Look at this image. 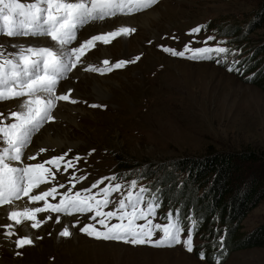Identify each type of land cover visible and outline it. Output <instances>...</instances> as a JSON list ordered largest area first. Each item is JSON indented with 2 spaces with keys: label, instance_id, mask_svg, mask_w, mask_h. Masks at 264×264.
Instances as JSON below:
<instances>
[{
  "label": "rangeland",
  "instance_id": "rangeland-1",
  "mask_svg": "<svg viewBox=\"0 0 264 264\" xmlns=\"http://www.w3.org/2000/svg\"><path fill=\"white\" fill-rule=\"evenodd\" d=\"M21 2L27 4L35 0ZM263 8L264 0H156L127 15H138L144 11L152 14L141 26L123 25L134 29L127 35L113 37L107 44L95 42L86 64L97 65L100 60L101 63L108 60L110 67L119 60L134 62L112 69L110 73L85 72L83 78L88 77L101 84V89L95 88L97 91L90 88L91 82L87 78L83 79L85 83H78L73 77L61 79L64 86L61 88L60 81L57 85L60 91L69 85L78 86L76 91L79 98L75 100L71 97L76 102L66 103L76 112L71 113L73 117L69 115V119L62 121V124H55L54 121L45 124L59 129L64 142L58 148L46 144L49 148L45 147L46 152L39 154L37 161L67 152L66 160L81 157L76 162V175L84 174L86 180L87 177L92 180L113 172H123L125 180L141 181L140 184L146 186L152 184L146 176L149 170L159 169L157 176L160 177L163 170H172V162L203 159L211 152L251 153L264 161V89L243 83L214 63L174 57L160 47L180 51L191 40L203 43L206 36H212L216 43L224 44L228 39L218 36V28L239 25L246 29L245 25L249 23L250 33L246 35V44L247 47H254L264 42L263 19L255 16ZM206 21L210 25L204 34L199 37L189 34L191 28L202 26ZM81 27L76 29L77 40ZM40 38L46 41L47 37ZM30 42L33 46H44L30 36L7 37L2 32L0 22V52L3 55L16 59L10 54L19 52L21 44L27 47ZM215 42L207 46L216 45ZM105 48L110 50L109 53L103 50ZM7 69L6 66L5 71ZM22 99L0 100V114H3L0 118L18 110ZM5 122H10V118ZM39 136L40 133L35 134L30 145L34 151L39 149L36 148ZM3 147L0 140V149ZM72 171L69 168L67 176ZM178 173L175 174L179 183L182 180ZM59 177H63V180L65 173H56V180ZM86 180L77 181L75 188L87 187ZM164 184L167 185V182L158 180V191L165 187ZM117 195L113 193L110 198L113 204L106 206L105 211L115 208ZM22 199L28 203L26 197ZM49 202L53 203L54 200L50 198ZM28 205L41 207L42 202ZM7 206L0 205V209ZM56 215L52 212L37 213V219L50 217L37 229L31 228V221L28 220H21L20 224L9 220L7 224H11L12 229L22 227L25 222L36 235L33 239L29 237L32 244L19 249L15 246V240L23 237V234L12 231L14 235L9 237L10 243L0 240V264H206L193 256V250L188 252L182 243L159 247L133 246L123 241L97 239L79 231L84 224L93 222L89 219L90 213H74L73 218L61 213L60 223H56ZM64 218L69 219V237L59 236L65 226ZM77 220L79 223L72 228L71 224ZM153 221L160 224L157 217ZM115 222V219L110 221ZM263 224L264 203L248 214L237 234L244 236ZM95 226L100 228L98 224ZM3 230L7 231L4 226ZM37 236L40 239H36ZM159 236L160 233L156 232L153 238L158 239ZM186 237L181 233L182 240ZM195 243L201 244L194 239ZM3 251L6 255L1 254ZM220 264H264V247L236 249Z\"/></svg>",
  "mask_w": 264,
  "mask_h": 264
},
{
  "label": "snow or ice",
  "instance_id": "snow-or-ice-1",
  "mask_svg": "<svg viewBox=\"0 0 264 264\" xmlns=\"http://www.w3.org/2000/svg\"><path fill=\"white\" fill-rule=\"evenodd\" d=\"M156 0H147L142 7ZM136 0H35L33 3H22L21 0H0V22L2 32L7 37H47L52 46H19V52L10 54L16 59L9 58L0 52V100L24 98L18 110L8 113V117L0 118V140L4 147L0 149V205L12 207L15 201L27 198L28 203L42 202L41 207L15 208L9 211L7 216L10 221L20 224L21 220L31 221V228L37 229L50 219L44 216L37 219V213H57L54 217L56 223H60L61 216L72 213H90L92 223H86L79 228L81 233L97 239L123 241L130 245L172 246L183 244V247L192 252L193 226L196 221L192 220V226L187 229V237L181 239L183 231L179 219L168 215L167 223L161 225L154 223L153 218L157 215V209L161 207L159 197L154 193L151 199H146L145 194L149 191L143 185L137 187L135 180L129 183H108L98 187L102 180L95 181L89 188H81L76 191L77 181L85 180V175H76L78 170L77 161L81 159L74 156L66 160L67 152L61 155L51 156L48 159L37 161V156L45 153V147L34 151L30 147L33 137L41 133L46 123L56 120L54 109L58 101H69L67 92H57L58 81L64 78L71 79L81 70L84 72L105 73L112 69L121 68L126 63L134 61L119 60L108 66V60L102 63L103 68L85 63L81 58L94 46L95 42L109 43L110 39L121 34H129L132 28L119 27L114 31H107L99 35H92L72 46L77 39L76 29L89 21L104 19L117 13H130L135 11ZM202 30L201 26L193 27L189 34H197ZM212 36H206L204 44L212 41ZM165 53L174 57L187 58L191 61L210 60L213 54L219 57L226 54L229 49L221 46L191 47L186 43L183 50L177 51L170 47L160 46ZM139 59V57H136ZM18 60V62H17ZM221 61L218 59L217 63ZM6 66L8 71H5ZM75 70V71H74ZM231 70V69H229ZM97 107V105H92ZM100 107H104L100 105ZM3 116V114H0ZM10 118V122H5ZM73 171L68 176L67 190L64 184L56 182V173ZM109 181H115V175L105 177ZM41 185H44L41 188ZM96 189V192H93ZM113 193H119L120 199L115 208L109 211L103 210L112 203L110 199ZM58 203H50L49 198ZM115 219L117 222L110 223ZM142 221V222H140ZM77 220L71 224L75 228ZM100 225L97 228L95 225ZM7 231L4 236L11 237L12 225H4ZM102 229V230H101ZM159 232L158 239H154V233ZM70 228L65 225L59 232L61 237H69ZM36 239H40L39 236ZM224 237H221L223 240ZM33 241L28 236L15 240L17 249L24 245H30ZM19 254V253H17ZM203 259L204 253L200 254Z\"/></svg>",
  "mask_w": 264,
  "mask_h": 264
},
{
  "label": "trees",
  "instance_id": "trees-1",
  "mask_svg": "<svg viewBox=\"0 0 264 264\" xmlns=\"http://www.w3.org/2000/svg\"><path fill=\"white\" fill-rule=\"evenodd\" d=\"M255 16H261L264 23V8ZM248 30L243 34L239 25H228L220 31L234 43H248ZM257 44L250 48L253 56L237 52L240 59L237 70L228 73L245 84L264 89V42ZM170 166L172 170H163L160 177L157 176L159 169L149 170L146 175H155L157 182L159 179L167 182L157 192L159 199L176 207L181 216H193L198 226L196 234L202 232L200 237L206 240V244H202L206 264L214 263L208 252L214 247L218 249L215 256L223 254L222 262L236 249L264 247V224L244 236L237 234L248 214L264 203V161L261 158L251 153L211 152L203 159L172 162ZM175 173L182 177L181 182L176 181ZM214 224L225 230L221 245H216L214 240L217 236ZM194 255L197 256L195 252Z\"/></svg>",
  "mask_w": 264,
  "mask_h": 264
},
{
  "label": "bare ground",
  "instance_id": "bare-ground-1",
  "mask_svg": "<svg viewBox=\"0 0 264 264\" xmlns=\"http://www.w3.org/2000/svg\"><path fill=\"white\" fill-rule=\"evenodd\" d=\"M69 2H72V0H69ZM129 14L130 13H117L116 15H113V16H110V17H105L102 20L97 19V20L89 21L87 24L81 25L83 27L80 28L79 38H78V40L76 39L77 42H75V45H78V43L81 42L84 39L90 38L92 35H99V34H102L104 32H107V31H114L115 29H117L119 27H127V26H123V25H128L129 26L131 24H136L138 26H141V25L144 24L143 23L144 21H145V24H146L147 19H149L151 17V15H152L150 13V11H144V12H141L140 14H138V15L127 16ZM148 24L150 26L151 22L148 23ZM36 39L38 41H41L42 42L41 45H44V46H52L53 45L52 43H48V40L47 39H46V41H45L44 38H36ZM118 41H120V40H118ZM23 44H24V42H23ZM103 50H105V52L108 51V53L110 51L108 48H105ZM87 58H88V55L84 58L85 63L80 66L81 69L84 68V67H86V65H87L86 63H88L87 62ZM93 66L99 67V66H104V65H103V63H101V60H100V62H98L97 65H93ZM83 75H85V72L81 70L79 73H77L76 76H72V77H73V80L77 79V82L78 83L80 81L82 83H85L83 81V79L84 78H87L88 81L91 82L89 84V86H90V88L93 91H97L95 88L101 89L100 88L101 87V84L100 83H98L97 81H94V80H92L91 78H88V77H84L83 78L82 77ZM64 80H68V78H65ZM102 80H105V78H102ZM61 82H62V85H61V88H62L64 86V82H63V80H61ZM59 83H60V81H58V84ZM58 88H57V92L59 94L61 91L58 90ZM68 88H71L72 89V91L69 93L70 100L72 99L71 97H74V98H76L75 100H77V98H79V97H77L79 93H78V91H76V90H78L77 89L78 86L71 87L69 85V86H66L63 91L64 92H67L68 91ZM68 102L69 101H58L57 102V108L53 110L54 111V114L56 116V120L54 121L55 124L56 123H61L62 124L65 119H69L68 116L71 115V113L76 112L74 108H70L68 105H66V103H68ZM60 110H62L63 112H61ZM65 117H67V118H65ZM60 134L61 133H60L59 129L57 130L54 127L44 126V129H42V131L40 133V136L37 137V139H36L37 145H38V147H36V148H40V147L49 148L48 145L54 146V148H58V147L62 146L64 140L61 139ZM33 140H32V142H33ZM32 142L30 143V145L32 144ZM65 142L67 143V145L69 144L68 141H65ZM46 144H48V145H46ZM36 148H34V149L36 150ZM25 206L30 207L28 205V203L25 202V200L21 199V201H15L14 202V205L12 207H10L8 205L7 207L0 209V240L2 241V243H10L11 242V239H9V237L6 238L4 236L5 230H3V226L4 225H7V222L9 221L8 216L6 215V213H8L9 211H12L14 208L16 210H19L20 208H23ZM2 217H4V219H2ZM63 220H64V224L65 225H68L69 219L64 218ZM28 226L29 225H27L24 222L23 225H22V227H20V228L13 227V229H11V230L14 231L16 234H23V236H28V237H30V238L33 239L36 234H34V232L31 231ZM99 243H101V242H99ZM4 253L5 252L3 251V253H1V254L4 255ZM5 255H6V253H5Z\"/></svg>",
  "mask_w": 264,
  "mask_h": 264
}]
</instances>
